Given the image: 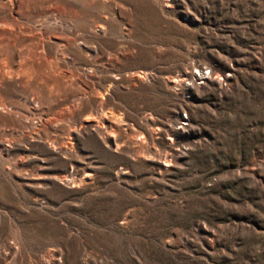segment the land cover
<instances>
[{
    "label": "rangeland",
    "instance_id": "1",
    "mask_svg": "<svg viewBox=\"0 0 264 264\" xmlns=\"http://www.w3.org/2000/svg\"><path fill=\"white\" fill-rule=\"evenodd\" d=\"M0 264H264V0H0Z\"/></svg>",
    "mask_w": 264,
    "mask_h": 264
}]
</instances>
